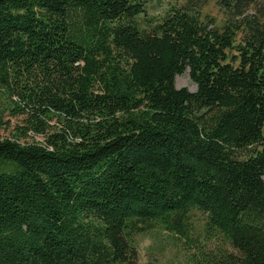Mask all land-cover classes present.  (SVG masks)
<instances>
[{"label": "trees", "instance_id": "obj_1", "mask_svg": "<svg viewBox=\"0 0 264 264\" xmlns=\"http://www.w3.org/2000/svg\"><path fill=\"white\" fill-rule=\"evenodd\" d=\"M208 1L0 0V264H135L196 212L206 264H264V0Z\"/></svg>", "mask_w": 264, "mask_h": 264}, {"label": "rangeland", "instance_id": "obj_2", "mask_svg": "<svg viewBox=\"0 0 264 264\" xmlns=\"http://www.w3.org/2000/svg\"><path fill=\"white\" fill-rule=\"evenodd\" d=\"M186 0H145L146 13L152 16H161L170 4L182 5ZM202 14L213 17L217 24L222 22V14L212 0L202 7ZM176 87H187L194 91L195 85L191 81L188 71L175 77ZM14 121V119H12ZM7 131L0 130V136ZM204 219L200 212L195 213V231L193 242L185 245L181 239L159 226L135 235L137 259L135 264H206V261L215 256L219 249H230L229 245L216 236L207 239L200 226Z\"/></svg>", "mask_w": 264, "mask_h": 264}]
</instances>
